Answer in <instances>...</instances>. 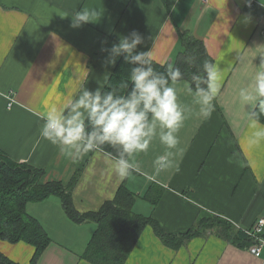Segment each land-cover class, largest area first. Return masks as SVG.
Here are the masks:
<instances>
[{"label":"crops","instance_id":"1","mask_svg":"<svg viewBox=\"0 0 264 264\" xmlns=\"http://www.w3.org/2000/svg\"><path fill=\"white\" fill-rule=\"evenodd\" d=\"M245 1L0 0V152L44 169L43 181L67 184L78 172L71 199L79 213L97 211L124 183L138 195L132 210L151 216L167 232H183L209 216L239 229L251 226L264 216V137L256 136L264 123L253 118L254 108L239 93L253 91L249 85L264 61V0L251 6ZM85 7L97 10L95 22L71 28L70 16ZM133 30L144 37L137 50L150 52L160 64L173 62L180 33L187 31L203 41L221 79L208 119L198 115L189 82H175L181 108L190 115L171 150L176 166L156 172L153 161L169 151L157 129L146 152L127 157L140 171L121 179L111 169L115 161L109 153L99 149L73 161L44 139L41 129L51 108L70 104L83 87L103 88L114 68L103 62L113 43ZM152 183L162 188L156 205L142 198ZM26 211L51 239L34 264H91L80 255L93 221L71 220L56 195L28 203ZM33 251L25 242L0 240V252L18 264H29ZM124 264H264V246L255 256L249 246L210 234L175 250L145 226Z\"/></svg>","mask_w":264,"mask_h":264},{"label":"clouds","instance_id":"2","mask_svg":"<svg viewBox=\"0 0 264 264\" xmlns=\"http://www.w3.org/2000/svg\"><path fill=\"white\" fill-rule=\"evenodd\" d=\"M97 16L96 9L82 8L70 16V27L78 29L94 23ZM143 44L144 37L133 30L113 43L110 55L103 62L105 67L115 66L117 58L123 55L124 63L135 65L128 76L132 89L127 96H117L114 91L102 94L100 88L90 91L83 87L82 94L73 102L47 112L41 136L58 145L73 161L105 145L111 146L116 150L111 156L115 161L111 169L124 179L140 171L126 157L146 152L159 129V141L169 151L155 158L154 168L159 173L176 166L175 153L171 150L177 148V133L190 116L181 108L176 87L172 86L182 74L172 65L164 73L157 72L152 66L150 52L137 50ZM203 72L204 76H193L195 86L188 85V90L194 91L198 98V115L208 119L215 110L213 101L220 91L221 70L217 64L205 61ZM121 87L127 88L128 83L122 81ZM249 87L252 92L247 88L240 90L242 102L250 108L264 109V61ZM256 136L257 139L264 137V131H258ZM229 159L231 162L232 158Z\"/></svg>","mask_w":264,"mask_h":264},{"label":"trees","instance_id":"3","mask_svg":"<svg viewBox=\"0 0 264 264\" xmlns=\"http://www.w3.org/2000/svg\"><path fill=\"white\" fill-rule=\"evenodd\" d=\"M179 45L180 51L175 54L172 63L160 64L152 60V66L160 73H164L169 65L179 68L182 74L180 80H185L194 87L193 76H204V62L213 63V59L203 41L187 31L180 33ZM134 66L124 63V57L121 55L101 89L102 94L114 91L117 96H127L132 89L128 76ZM122 81L128 83L127 88L121 87ZM252 116L264 123V109L259 106L254 108ZM101 150L111 155L116 154V150L108 145L103 146ZM44 173L42 168L14 161L0 152V240L30 244L34 251L29 264L35 263L51 239L39 221L27 213L26 206L51 195L60 198L63 210L74 222L89 220L95 223V229L80 255L81 259L91 264H124L145 226H150L165 246L175 250L186 245L195 236L206 237L210 234L238 246L252 244V240L241 229L236 228L229 220L216 216L202 217L183 232H167L151 216L132 210L138 195L129 191L124 183L120 184L114 197L104 201L97 211L79 213L71 199V189L77 180L78 172L74 173L67 184L56 180L43 181ZM161 194L162 188H156L152 183L142 198L151 205H156ZM0 264L18 263L0 252Z\"/></svg>","mask_w":264,"mask_h":264},{"label":"built area","instance_id":"4","mask_svg":"<svg viewBox=\"0 0 264 264\" xmlns=\"http://www.w3.org/2000/svg\"><path fill=\"white\" fill-rule=\"evenodd\" d=\"M255 2V0H246L245 3L247 6H251ZM264 33V29H263ZM13 91H9V103L10 106L14 101L11 95ZM251 240L252 244L249 246V251L255 255L259 256L261 253V249L264 246V216L258 217L251 226L241 227L240 228Z\"/></svg>","mask_w":264,"mask_h":264},{"label":"rangeland","instance_id":"5","mask_svg":"<svg viewBox=\"0 0 264 264\" xmlns=\"http://www.w3.org/2000/svg\"><path fill=\"white\" fill-rule=\"evenodd\" d=\"M9 243V242H8Z\"/></svg>","mask_w":264,"mask_h":264}]
</instances>
